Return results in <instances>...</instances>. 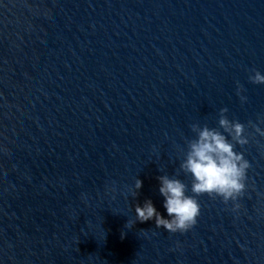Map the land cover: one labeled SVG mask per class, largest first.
<instances>
[{"label": "water", "instance_id": "water-1", "mask_svg": "<svg viewBox=\"0 0 264 264\" xmlns=\"http://www.w3.org/2000/svg\"><path fill=\"white\" fill-rule=\"evenodd\" d=\"M256 70L264 0H0V264H264ZM221 115L243 194L196 196L185 232L137 220L148 199L167 217L159 176L196 195L180 163Z\"/></svg>", "mask_w": 264, "mask_h": 264}, {"label": "clouds", "instance_id": "clouds-1", "mask_svg": "<svg viewBox=\"0 0 264 264\" xmlns=\"http://www.w3.org/2000/svg\"><path fill=\"white\" fill-rule=\"evenodd\" d=\"M250 79L254 83L264 84V73L256 70ZM226 111L221 109L222 113ZM219 125L223 131L207 126L198 128L196 137L189 142L188 151L180 163L181 170L191 174V192L196 195L188 194L187 185L182 180L168 175L159 176V192L164 197L163 207L167 217L148 199L135 205L137 220L146 222L155 218L157 227L172 233L185 232L197 223L200 215L201 205L196 196H218L226 203L243 194L250 162L243 152L235 151V145L228 137L231 136L239 144L247 143L243 135L244 125L229 120L225 115H221ZM142 184V180L136 178L135 189L139 190Z\"/></svg>", "mask_w": 264, "mask_h": 264}]
</instances>
